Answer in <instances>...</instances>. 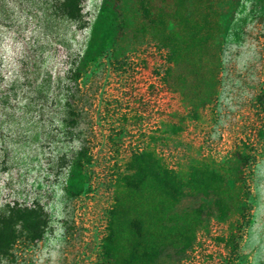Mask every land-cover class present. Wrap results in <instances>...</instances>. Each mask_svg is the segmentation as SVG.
Masks as SVG:
<instances>
[{
	"label": "rangeland",
	"instance_id": "obj_1",
	"mask_svg": "<svg viewBox=\"0 0 264 264\" xmlns=\"http://www.w3.org/2000/svg\"><path fill=\"white\" fill-rule=\"evenodd\" d=\"M42 1L0 0V214H45L33 243L15 226L0 264H103L117 196L119 254L135 218L192 238L156 264H227L230 237L237 264H264V0H80L74 22ZM139 152L181 180L222 175L228 217L196 190L117 194Z\"/></svg>",
	"mask_w": 264,
	"mask_h": 264
},
{
	"label": "trees",
	"instance_id": "obj_2",
	"mask_svg": "<svg viewBox=\"0 0 264 264\" xmlns=\"http://www.w3.org/2000/svg\"><path fill=\"white\" fill-rule=\"evenodd\" d=\"M79 5L80 0H63L56 8H53L46 0L41 2L43 15L52 8L53 14H58L64 20L70 22L78 19L80 13ZM143 12L148 14L145 9ZM130 163L135 165L134 171L126 177H117V183H122L119 188L117 187V194L123 192L142 193L143 184L146 181L159 186L164 195L171 200H176L185 191L196 190V192L211 200L208 209L216 210L219 219L222 220L228 217L231 210V195L222 175L207 171L202 167H193L188 172L186 179L181 180L174 175L173 171L163 166L156 156L148 152L133 154ZM243 197H246L244 193ZM119 205L120 200L117 196L106 216L105 233L100 244V251L104 259L103 264H135L137 262L156 264L160 259L161 252L165 250V246L180 252L190 248L191 236L180 235L175 240H165L166 238L163 234L142 231L140 222L132 218L128 220L125 226L130 235V242L125 250L119 254L117 252L118 216H116ZM200 211V209L194 210L193 215L198 217ZM240 217L246 223L248 216ZM18 223L22 225L25 239L33 243L40 238L45 224V214L16 207L1 213L0 259L7 255L13 245L16 238L15 226ZM227 244L231 246V257L227 260V264H237V244L234 238L230 237Z\"/></svg>",
	"mask_w": 264,
	"mask_h": 264
}]
</instances>
